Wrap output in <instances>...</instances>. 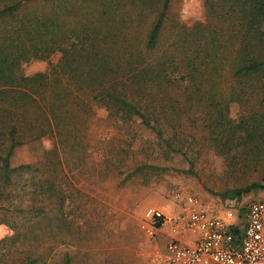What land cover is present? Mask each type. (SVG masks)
Wrapping results in <instances>:
<instances>
[{
  "label": "trees",
  "instance_id": "trees-1",
  "mask_svg": "<svg viewBox=\"0 0 264 264\" xmlns=\"http://www.w3.org/2000/svg\"><path fill=\"white\" fill-rule=\"evenodd\" d=\"M172 2L0 0V225L13 231L1 242L28 247L27 217L37 225L68 198L42 163L13 166L16 150L43 138L80 143L100 107L116 122L138 119L168 156L184 153L188 121L221 156L264 150V0H204L205 22L169 26ZM57 53L47 72L22 73ZM41 258L28 250L20 264Z\"/></svg>",
  "mask_w": 264,
  "mask_h": 264
},
{
  "label": "rangeland",
  "instance_id": "rangeland-1",
  "mask_svg": "<svg viewBox=\"0 0 264 264\" xmlns=\"http://www.w3.org/2000/svg\"><path fill=\"white\" fill-rule=\"evenodd\" d=\"M168 17L169 26L205 22L204 0H173ZM60 59L57 53L49 60L25 63L22 73L33 76L47 72ZM240 114L239 104H232L231 118L238 120ZM108 116L106 109H96L81 127L87 134L78 144L43 138L16 150L13 166L39 167L42 163V172L57 177L68 198L63 205L48 208L37 225L27 217L28 247L17 244L11 248L8 242H1L13 231L0 225V264H20L28 250L42 257L37 264H64L67 256L70 264H152L166 244L149 239L140 229V221L150 207L167 215L179 211L171 201L173 192L185 190L239 208L253 200H264V150L221 156L206 133L188 121L184 153L168 156L156 135L138 119L116 122ZM113 159L122 162L120 169L111 166L109 160ZM52 160L56 165L51 167L53 172L48 168ZM254 184L260 187L240 201L228 199L232 191ZM164 231L168 232L166 228Z\"/></svg>",
  "mask_w": 264,
  "mask_h": 264
},
{
  "label": "built area",
  "instance_id": "built-area-1",
  "mask_svg": "<svg viewBox=\"0 0 264 264\" xmlns=\"http://www.w3.org/2000/svg\"><path fill=\"white\" fill-rule=\"evenodd\" d=\"M171 198L179 211L167 215L150 207L140 221L151 240L168 230L169 241L156 253L155 264H264V200L239 208L185 190Z\"/></svg>",
  "mask_w": 264,
  "mask_h": 264
},
{
  "label": "crops",
  "instance_id": "crops-1",
  "mask_svg": "<svg viewBox=\"0 0 264 264\" xmlns=\"http://www.w3.org/2000/svg\"><path fill=\"white\" fill-rule=\"evenodd\" d=\"M160 239V240H159ZM159 241H163L164 244H167L169 241V237H168V232L163 231V233L161 234V236L158 238ZM166 246V245H165ZM152 264H155L153 259H152Z\"/></svg>",
  "mask_w": 264,
  "mask_h": 264
}]
</instances>
